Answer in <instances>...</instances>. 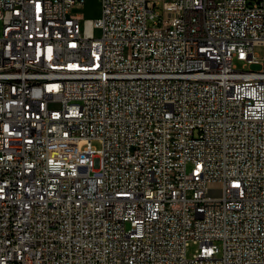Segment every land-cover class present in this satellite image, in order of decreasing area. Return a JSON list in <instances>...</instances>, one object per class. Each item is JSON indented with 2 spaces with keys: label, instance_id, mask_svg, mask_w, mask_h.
Returning a JSON list of instances; mask_svg holds the SVG:
<instances>
[{
  "label": "built area",
  "instance_id": "1",
  "mask_svg": "<svg viewBox=\"0 0 264 264\" xmlns=\"http://www.w3.org/2000/svg\"><path fill=\"white\" fill-rule=\"evenodd\" d=\"M100 1L0 0V264H264V0Z\"/></svg>",
  "mask_w": 264,
  "mask_h": 264
},
{
  "label": "rangeland",
  "instance_id": "2",
  "mask_svg": "<svg viewBox=\"0 0 264 264\" xmlns=\"http://www.w3.org/2000/svg\"><path fill=\"white\" fill-rule=\"evenodd\" d=\"M74 14H77L80 19L83 21L85 20H95L100 17L101 15V1L100 0H86L85 7L82 10H76L74 11ZM100 32L96 31V35H99ZM264 53V48L261 45H257L254 47V54L257 58H262ZM235 64L237 65L238 69H243L244 65L247 64V61H239L235 60ZM259 65H253L249 67L250 70L253 71H259L260 70ZM97 148H100L99 144H95ZM221 247V244H219ZM198 246L195 244H191L190 247L187 250V256L188 258H192L196 251L198 250Z\"/></svg>",
  "mask_w": 264,
  "mask_h": 264
},
{
  "label": "bare ground",
  "instance_id": "3",
  "mask_svg": "<svg viewBox=\"0 0 264 264\" xmlns=\"http://www.w3.org/2000/svg\"><path fill=\"white\" fill-rule=\"evenodd\" d=\"M55 80H62V71H55Z\"/></svg>",
  "mask_w": 264,
  "mask_h": 264
}]
</instances>
